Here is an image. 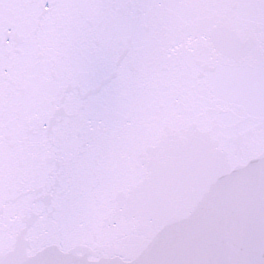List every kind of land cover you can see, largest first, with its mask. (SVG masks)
<instances>
[{
    "label": "snow or ice",
    "instance_id": "snow-or-ice-1",
    "mask_svg": "<svg viewBox=\"0 0 264 264\" xmlns=\"http://www.w3.org/2000/svg\"><path fill=\"white\" fill-rule=\"evenodd\" d=\"M0 264H264V0H0Z\"/></svg>",
    "mask_w": 264,
    "mask_h": 264
}]
</instances>
